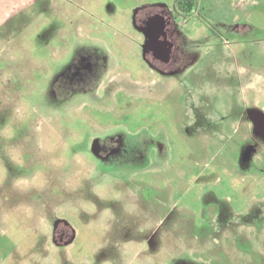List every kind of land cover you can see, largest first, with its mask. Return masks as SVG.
<instances>
[{"label": "rangeland", "instance_id": "374dc122", "mask_svg": "<svg viewBox=\"0 0 264 264\" xmlns=\"http://www.w3.org/2000/svg\"><path fill=\"white\" fill-rule=\"evenodd\" d=\"M134 4L0 0V264H264V0L176 74Z\"/></svg>", "mask_w": 264, "mask_h": 264}, {"label": "crops", "instance_id": "0c3cea01", "mask_svg": "<svg viewBox=\"0 0 264 264\" xmlns=\"http://www.w3.org/2000/svg\"><path fill=\"white\" fill-rule=\"evenodd\" d=\"M248 1L254 2L255 0H197V7L192 12L194 14L184 20L181 15L173 10L174 0H132L135 4L131 11L134 14L140 13L139 23L145 38L146 60L152 62L156 67L172 69L171 74L178 73L175 69H182L187 63L195 60V51L190 49L189 39L191 38L190 35L198 29L194 25H189L190 22H200L198 26L205 30L211 29L210 26L213 28L214 25L216 28L221 26L226 27V29L230 28L233 32L244 33L246 26H234V23L239 20L244 21L247 18L248 12H245L243 7ZM198 15L202 16L204 20L200 19ZM246 28L248 29V27ZM203 39L209 40L206 34ZM204 58L199 56L197 61L201 62ZM225 72L226 75L239 78V81L245 75L242 70L234 71L231 67ZM178 75L183 78H186L185 75L188 76V74ZM221 76L223 77V75ZM199 78H196V81L200 83L202 79ZM200 113L202 115V112ZM233 114L241 120L240 118H243L246 112L245 109L240 108L235 110ZM254 120L258 131L264 134V113L256 114ZM198 121H201V117ZM146 261L145 258L143 262Z\"/></svg>", "mask_w": 264, "mask_h": 264}, {"label": "trees", "instance_id": "16d2710c", "mask_svg": "<svg viewBox=\"0 0 264 264\" xmlns=\"http://www.w3.org/2000/svg\"><path fill=\"white\" fill-rule=\"evenodd\" d=\"M197 4V0H174L173 10L185 20L191 16L190 14L196 9ZM198 17L203 19L200 15Z\"/></svg>", "mask_w": 264, "mask_h": 264}, {"label": "flooded vegetation", "instance_id": "af4514ba", "mask_svg": "<svg viewBox=\"0 0 264 264\" xmlns=\"http://www.w3.org/2000/svg\"><path fill=\"white\" fill-rule=\"evenodd\" d=\"M85 76H82L81 78H84Z\"/></svg>", "mask_w": 264, "mask_h": 264}]
</instances>
